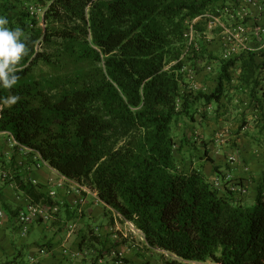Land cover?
I'll return each mask as SVG.
<instances>
[{
  "label": "trees",
  "instance_id": "trees-1",
  "mask_svg": "<svg viewBox=\"0 0 264 264\" xmlns=\"http://www.w3.org/2000/svg\"><path fill=\"white\" fill-rule=\"evenodd\" d=\"M31 2H0V15L24 30L27 46L17 83L0 87V132L96 192L150 247L186 260L264 264V184L247 202L248 191L232 189L248 190L245 176L227 179L230 166L216 163L209 144L208 174L184 168L178 154L192 140L184 133L178 142L174 131L182 117L194 121L201 109L207 117L214 104L220 111L235 79L247 107L263 109L264 49L221 58L211 90L190 87L211 53L193 45L185 54L187 21L225 0H35L41 17ZM11 97L18 99L7 105ZM34 188L26 193L38 201Z\"/></svg>",
  "mask_w": 264,
  "mask_h": 264
},
{
  "label": "crops",
  "instance_id": "crops-1",
  "mask_svg": "<svg viewBox=\"0 0 264 264\" xmlns=\"http://www.w3.org/2000/svg\"><path fill=\"white\" fill-rule=\"evenodd\" d=\"M245 5L251 6L254 15L258 14L257 6L249 3ZM252 41L255 42L254 39ZM213 106L217 105L214 104ZM222 106H228V103L224 104L223 102ZM226 110V107L222 109L223 112ZM247 127L245 125L244 128ZM214 135L215 131L212 139L215 138ZM211 143L215 144L214 142ZM215 146H210L214 148L211 155L217 150ZM214 156L220 157L216 153ZM21 157L22 153L7 154V152H1L0 169L7 167L12 169L16 159ZM216 163L221 165L223 169L225 166L231 165L218 159H216ZM14 170L17 174L12 181L0 179V209L8 215L7 219L3 221L0 219V264H23L26 249L29 252L30 264H99L98 252L110 263L109 249L103 247L106 244L114 245L116 249L122 250L129 264H164L163 262L166 261L163 254L156 248L152 247L153 251L145 255L137 251V247L141 244L138 240L137 242L132 240L134 237L126 238L123 236L122 227L124 225L122 223L121 226L119 225L120 230L116 228L112 219L93 229L88 220L95 218V214L99 211L94 197L87 193L74 191L72 188L74 185L70 181H64L63 186H58L57 183L62 180V176L57 170L54 171L49 167L32 173H28L25 168ZM231 170L235 171L232 174L245 175L243 174L244 171L240 173L239 169L234 166H231ZM33 177L37 178L39 182L33 189L35 190V197L39 198L38 201L45 200L51 205L57 204L59 211L48 222L39 221L32 224L27 235L33 236L31 239H25L26 236L23 235V238L18 239L15 237L17 230L15 216L26 201L28 195L26 187L33 184L31 182ZM50 189L57 190L56 198L49 197ZM65 249L67 252L64 251ZM78 251L81 254L73 257L72 254ZM32 257L35 259L34 263L31 260ZM207 262L208 264L212 263V261ZM170 264L178 263L170 262Z\"/></svg>",
  "mask_w": 264,
  "mask_h": 264
},
{
  "label": "rangeland",
  "instance_id": "rangeland-1",
  "mask_svg": "<svg viewBox=\"0 0 264 264\" xmlns=\"http://www.w3.org/2000/svg\"><path fill=\"white\" fill-rule=\"evenodd\" d=\"M2 1L3 0H0V2ZM225 2L228 6H233V4L236 6H246L244 4H250L253 2L262 3L264 6V0H225ZM29 6L42 7L41 4H37L35 0L29 3ZM20 8H22V6H18L14 9V11H17ZM42 9L43 7L40 11H38L39 17H41L44 12V9ZM263 15L264 10H261L257 15H252L250 19L252 22H256V19L258 18V21L264 22ZM222 20L226 23L233 22V18L229 14L223 15ZM198 31V45L200 44L199 46L201 47L205 46L208 50L206 56L211 53V57L205 58L198 62L199 67H197L198 71L195 76V81L198 82L202 88L211 90L217 84L216 76L218 75L220 69L221 58H223V36L220 27L211 29L207 26V21L205 20H202L200 27H198ZM252 40L253 38H250L251 45L254 44ZM240 54L236 56H239ZM188 65L190 66L191 62H189ZM43 68L46 67L43 66L42 68H39L37 73L40 74L42 70H44ZM238 69V65L237 68H233L235 78L237 76ZM236 83L237 79H235L231 84H228L229 97H224L223 99L224 102L228 103V106H223L222 108H227L225 112H223L222 109L217 111V106H213L209 112L207 111V117H203L202 112L204 109H201L199 115L196 116L194 121L189 117H182L179 119V121L174 125V131L176 133L178 142L181 141L184 133L187 134V136H189L192 140L190 145H186L181 153L178 154L181 166L186 169H189L192 166H197L202 167L207 174L209 173L208 171L211 169L212 163L208 161V158L205 154V147L208 144L216 145L215 148L217 149L214 153L212 152L211 155V151H213L214 148L210 147V155L215 159L226 162V164H231L229 157L230 155H235L238 161L236 164H231L230 168L231 166H234L239 169L238 171L240 173L241 171H244L243 174H245V177L238 174H234V176L237 175L238 178L244 177V179L247 180L248 193L245 199L247 202H252L257 195L259 186L264 184V98L262 101L263 109L253 111L251 107H247L250 105L247 92L242 91L240 88H237V86H234ZM10 99L8 101H10ZM10 104L12 103L7 102V105ZM244 119H246V125L248 126L247 128H244ZM219 130H224L227 132V136L225 137L224 141L221 142V144L217 145L215 142V144H212L211 142L213 141L211 137L213 136V132L215 131L216 133ZM6 137V135L0 134V154L1 152H4L7 147H9ZM215 153L219 154L220 157L214 156ZM9 154H12V152H9ZM32 155H34L37 162H40L42 165H44L43 158L37 151H33ZM43 168L48 167L44 165ZM5 169L8 170L9 168L7 167ZM230 172L233 173L235 171L231 170ZM97 204L99 211L95 214L96 217L92 218V220H88L93 229L101 226V223L112 219L114 214V210L102 201L98 202ZM122 225H124V227H122L123 231L129 232L126 227L127 225H125L124 222H122ZM20 230L21 224L18 223L17 230L15 231V237L18 239H21V237L23 238ZM27 235L25 239H31V237H33ZM132 240L136 242L137 240L139 241L141 245L137 247V251L142 252L144 255L153 251L152 247H150L145 242L140 241L138 236L135 235ZM103 247H106L107 249L115 248L114 245L109 244L103 245ZM24 253L23 264H30L29 252L27 249ZM165 262L166 261L163 263Z\"/></svg>",
  "mask_w": 264,
  "mask_h": 264
},
{
  "label": "built area",
  "instance_id": "built-area-1",
  "mask_svg": "<svg viewBox=\"0 0 264 264\" xmlns=\"http://www.w3.org/2000/svg\"><path fill=\"white\" fill-rule=\"evenodd\" d=\"M250 4L257 6L259 11L264 10V6L262 3L253 2ZM41 8L42 7L40 6L30 7L32 13H38V11H40ZM43 9L45 8L43 7ZM225 14H229L233 18L232 23H226L225 21L222 20V17ZM252 15H254V13L253 10L251 9V6H247V5L236 6L233 4V6L226 5L223 7H217L216 10L214 11L208 10L204 14L190 21H187V28L184 32V37L186 40L185 54L191 49L193 45L196 46L198 45V41H197V36L199 35L198 24L202 20L207 21V26L211 29H216L217 27L221 28V33L223 36L224 58H230L243 52L260 51L264 49V23L252 22V20L250 19ZM250 38H253L255 40L253 45L250 44ZM184 70L191 72V68L188 65L184 67ZM190 87L194 89H200L201 85L198 82L193 81ZM2 108L3 106L0 105V117H1ZM0 134L7 136L6 138L9 147H7V149L4 150L5 153L7 152V154H9V152H14L15 148L18 147L19 152L23 154L21 158L16 160L12 169H8V170L0 169L1 180L12 181L17 174L14 169L17 168L19 169L25 168L28 173H32L33 171L42 169L43 166L45 165L51 168L52 170L56 171V169L52 168L44 159H43L44 165H42L40 162H37L34 155H32V152L34 150L31 147H28L20 143L10 131H2L0 132ZM226 136H227V132H225L224 130L217 131L215 133V143H217V145L221 144V142L224 141ZM30 157L32 158V161H27ZM229 161L231 164H236L238 160L235 155H230ZM61 176H62V180L57 183L58 186H63L64 181H70L74 185L72 187L74 191H77L78 193L87 192V194H90L94 197L97 203L102 201L98 197V194L96 192H93L91 189L87 188L86 186H83L62 174ZM232 177L233 174L229 172L227 174V179H230ZM31 182L34 185H37L39 183L37 178L35 177L31 178ZM217 184L218 185L221 184L220 181H218ZM237 188L238 190H241L243 193H247L248 191L246 188H242L237 185L232 186L233 190ZM56 196H57V190L50 189L49 197L56 198ZM58 211H59V206L57 204L51 205L45 200H43L42 202L36 201L30 195H27L25 203L22 205V207L19 209V211L15 216V222L16 224L18 223L21 224V233L23 236H26L32 224L39 221L48 222L57 215ZM7 218H8L7 213L4 210L0 209L1 221ZM112 220L114 221L116 228L119 230H120L119 225L122 222H124V224L127 225L126 227L129 232H124L123 233L124 237L131 238V237H135L136 235L139 237L140 241L146 243L143 232L134 224V222L124 219V217L116 210H114ZM157 250L161 252L165 257L166 262L164 264H170V262H178V264H208L207 261L204 262V261L183 259L177 254L170 252L169 250L166 249L157 248ZM64 251L67 252V249H65ZM109 252L111 257L110 263L107 262L104 259V257L101 256L100 253L98 252L97 256H99L98 259L99 264H129L122 250L111 248L109 249ZM79 254H81V252L78 251V252H74L72 255L73 257H76ZM31 260L34 263L35 261L34 257H32ZM211 264H220V263L212 262Z\"/></svg>",
  "mask_w": 264,
  "mask_h": 264
},
{
  "label": "clouds",
  "instance_id": "clouds-1",
  "mask_svg": "<svg viewBox=\"0 0 264 264\" xmlns=\"http://www.w3.org/2000/svg\"><path fill=\"white\" fill-rule=\"evenodd\" d=\"M8 25V18L0 15V87L10 89L17 83L16 65L27 54V46L24 30ZM17 99L11 97L10 101L5 102L14 103Z\"/></svg>",
  "mask_w": 264,
  "mask_h": 264
}]
</instances>
